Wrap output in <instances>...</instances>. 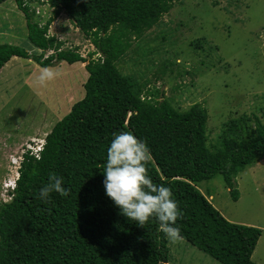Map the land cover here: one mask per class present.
I'll return each instance as SVG.
<instances>
[{
	"label": "trees",
	"instance_id": "obj_1",
	"mask_svg": "<svg viewBox=\"0 0 264 264\" xmlns=\"http://www.w3.org/2000/svg\"><path fill=\"white\" fill-rule=\"evenodd\" d=\"M174 1L14 0L25 17L27 44L39 51L2 42L0 69L13 56L40 67L52 66L53 60H82L75 45L61 48L62 41L46 33L61 11L99 54L84 65L83 96L52 126L40 156L24 155L12 199L0 202V264H167L168 240L158 222L137 225L105 195L106 147L120 131H130L147 144V174L173 191L182 211L176 222L182 239L220 264H259L251 255L261 229L227 220L197 184L221 174L236 200L234 178L264 156V121L254 115L252 126L245 113L228 118L216 141L208 142L203 105L181 109L150 79L117 65L133 41H149L143 35ZM33 2L52 7L43 24L34 18ZM46 49L54 51L45 56ZM172 62L162 59L160 73ZM50 171L63 177L67 195L52 192L42 201L38 189Z\"/></svg>",
	"mask_w": 264,
	"mask_h": 264
},
{
	"label": "rangeland",
	"instance_id": "obj_2",
	"mask_svg": "<svg viewBox=\"0 0 264 264\" xmlns=\"http://www.w3.org/2000/svg\"><path fill=\"white\" fill-rule=\"evenodd\" d=\"M31 6L40 24L52 14L47 2H33ZM26 32L24 14L14 0L0 3V43L38 52L28 46ZM46 33L59 38L61 48L72 43L84 58L71 64L53 60L49 66L58 75L43 85L35 80L41 67L31 59L13 56L0 69V183L7 176L8 164L18 163L21 144L29 136L49 132L83 96L87 78L84 65L99 54L87 55L93 45L63 11L50 21ZM146 35L149 41H133L117 65L125 72L150 79L181 109L193 103L203 105L208 142L216 141L228 118L245 113L252 126L254 115L264 121V0L174 1ZM53 51L46 49L45 53ZM164 58L173 62L166 63L160 73L162 67L157 66ZM197 187L227 220L261 229L251 259L264 264V156L234 178L236 200L231 198L221 174L200 181ZM167 240V264H220L181 237Z\"/></svg>",
	"mask_w": 264,
	"mask_h": 264
},
{
	"label": "clouds",
	"instance_id": "obj_3",
	"mask_svg": "<svg viewBox=\"0 0 264 264\" xmlns=\"http://www.w3.org/2000/svg\"><path fill=\"white\" fill-rule=\"evenodd\" d=\"M86 39L89 41L88 38ZM93 50L91 51L93 52ZM77 52L83 59V54L78 50ZM88 52L87 55L97 53L89 54ZM57 75L58 72L55 68L42 66L35 76V80L43 85ZM47 133L39 137L29 136L21 144L18 163H9L8 171L5 173L7 176L1 180V203L8 202L13 197L19 176L17 168L24 159V155L39 157L44 148ZM105 156L102 184L105 195L118 207L119 212L140 226H144L146 221L154 219L158 222L160 231L169 240L180 239V228L176 222L178 217L182 215V211L178 208L171 188L165 184L153 183L152 178L147 174L145 162L149 159L150 151L145 141L130 131L113 133L106 147ZM62 182L63 177L61 175L50 171L46 182L38 189V199L47 201L52 192L61 197L66 196L68 190L62 186Z\"/></svg>",
	"mask_w": 264,
	"mask_h": 264
},
{
	"label": "built area",
	"instance_id": "obj_4",
	"mask_svg": "<svg viewBox=\"0 0 264 264\" xmlns=\"http://www.w3.org/2000/svg\"><path fill=\"white\" fill-rule=\"evenodd\" d=\"M5 185H7V183H5Z\"/></svg>",
	"mask_w": 264,
	"mask_h": 264
}]
</instances>
